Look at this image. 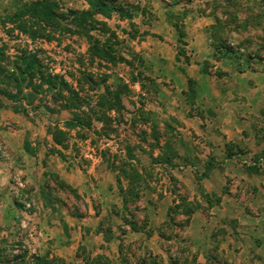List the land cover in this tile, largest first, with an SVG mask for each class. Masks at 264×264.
Returning <instances> with one entry per match:
<instances>
[{
	"label": "rangeland",
	"instance_id": "obj_1",
	"mask_svg": "<svg viewBox=\"0 0 264 264\" xmlns=\"http://www.w3.org/2000/svg\"><path fill=\"white\" fill-rule=\"evenodd\" d=\"M37 1L0 0V264H38L35 262L38 257L46 259L39 264H61L64 258L58 253L36 254L27 246V242L34 247L48 243L37 236L39 228L57 223L71 237L78 232V225L83 230L96 227V220L84 219L89 209L84 197L70 191L57 173L49 171L28 177L12 169L14 182L8 195L12 194L17 206H25L38 216L11 214L13 219H8L7 202L2 197L6 190L2 187L6 185L7 168L17 166L15 160L18 161L15 156L9 158L8 151H52V156L46 154L42 159L44 164L60 166L65 161L69 166L93 167L98 177L91 176V180L105 189L116 185L119 195L128 197L123 200L122 214L135 222L136 227L149 220V212L156 206L154 199L162 200L173 220L169 218L166 224L165 221L159 224L164 252H151L152 256L160 262L162 258V264H174L184 261L186 255L191 264H198L197 257L207 244L204 264H221L219 256L217 260L211 258L214 252L207 233L215 234L222 229V220L227 217L224 215L240 212V205L236 204L228 205L227 212L222 209L219 203L224 194L243 200L246 194L254 192V180L264 181V120L249 126L245 123L236 126L229 121L230 132L238 127L246 129L240 137L228 140L226 132L218 131L215 139L206 131L210 126L205 123L220 119L221 127L229 111L224 107L218 111L213 108L207 114L195 113L203 122L201 134L188 131L185 123L188 109L172 100L174 93L169 91L164 70H154L151 60L159 52L154 47L164 53L168 50L154 41L153 51L146 59L136 44L151 31L145 24H158L157 21L166 18L177 24L176 51L186 61V52L192 55L189 37L192 41L204 39L215 55L212 39L221 31L234 55L232 59H221L232 69L236 68L234 61L239 60L246 71L254 68L264 71V0H121L131 2L130 10L136 12L133 18L117 21L118 18L112 19L113 14L105 17L96 13L94 17L108 26L96 24L88 34L72 20L80 11L89 9L87 0H48L67 15L51 24L38 17ZM105 18H110V23ZM152 29L160 31L161 27ZM24 54L39 58L40 71L35 69L31 78L29 72L22 75L17 68ZM159 65L162 67L163 63ZM210 66L211 63L205 62V73L210 74ZM147 71L154 76L147 75ZM211 73L221 76L222 71ZM193 88L190 96L185 94L186 103L198 98ZM115 95H120L119 103ZM240 95L235 94V98H243ZM244 96L255 99L258 93L247 90ZM157 97L168 106L157 107ZM82 151L87 155L79 159ZM11 159L13 164L9 163ZM225 164L232 166L233 174L225 173ZM191 206L195 209L185 223V211ZM92 207L100 214L98 203L94 201ZM212 208L215 214L211 213ZM262 208L264 204L246 205L248 212H259ZM112 209L99 220L100 226L110 232L105 234L107 240L118 232L120 223ZM47 213L53 216L49 221L45 219ZM229 219L236 229L235 217ZM165 233L170 238H165ZM57 242L52 243L54 247ZM139 245L125 242V254L134 264L139 262L138 257L148 255L146 250L140 252ZM96 249V240L92 247L80 244L78 253L84 264L98 259L101 254Z\"/></svg>",
	"mask_w": 264,
	"mask_h": 264
},
{
	"label": "crops",
	"instance_id": "obj_2",
	"mask_svg": "<svg viewBox=\"0 0 264 264\" xmlns=\"http://www.w3.org/2000/svg\"><path fill=\"white\" fill-rule=\"evenodd\" d=\"M115 18H118L117 21L121 19L117 13H113L112 19ZM105 19L110 23V18ZM156 23L158 24H145L147 25L145 26L146 29L151 31L146 34L144 40L139 39V44H142L140 46L139 44H136V49L141 51L146 59L150 57V50L153 51V47L151 46L154 41H157L161 45L163 44L168 50L167 53H164L159 47H154L155 51L157 52L158 49L159 52L155 53V58H151V60L154 61V70H164L163 75L166 76L165 81L169 83V91L174 93L172 100L179 101V106H182L183 109H188V118L185 120L188 131L201 134L203 129L200 124L203 122L200 120V117L195 116V113H199L200 111L201 113L206 112L207 114L209 109L213 108L218 111L224 107L223 109L229 111L223 119L221 127L220 119L218 122L213 120V122L208 121L205 123L210 126L207 127L206 131L211 133L215 139L218 137V131L226 132V140H228L234 139V137H240V133L246 129L238 127L236 128V131L230 132L228 130L229 121L233 122L236 126L244 125L243 123H245L246 126H249L253 124V122L264 120V110H261V108L264 109V71L243 70L242 72H239L236 68L232 69L227 61L213 55L212 51L206 47V44H204V39H202V41L198 39L192 41L190 37L188 45L190 51H192V55H188L186 52L188 56L186 61L185 57L178 55L176 51V42L178 38L174 31V24L166 18H162L160 19V22L157 21ZM157 26L161 27L160 31L152 29ZM113 28L116 29V27ZM157 34H160L161 37ZM169 34L171 37H169ZM144 46L147 47V49H144ZM205 62L211 63V66L208 68L211 69V72H214L217 69L222 71L221 76L217 73H215V75L211 72L210 74L205 73ZM162 63L163 66L160 67L161 65L159 64ZM146 74L149 76L151 75L152 77L154 76L150 71H147ZM192 87H194L193 89H196L198 98L196 96V99H193L194 102L189 101L186 103L185 94L187 93L190 96V93H192ZM247 90L256 91L258 93V97L256 96V98L258 99H250L247 97L248 95L245 97L244 92ZM240 92H242L241 95ZM235 94H238L243 98L236 99ZM157 98L158 100L155 101L157 107L159 105L165 108L168 106L161 98ZM251 112H254L255 114H252ZM189 113H191L192 116H190ZM217 123H219L218 126L214 125ZM189 126H191L192 129ZM209 140L213 141L212 138H209ZM51 153L52 151H8L9 158L15 156L18 160H15L17 166H10L7 168L6 185L2 187L4 191L6 190L2 197H4V200H6L5 202H7L6 207L8 208L9 213L8 219H13V215L10 216L11 214H15V217H31L36 215V212L27 210L25 206H17V201L13 199L12 194L8 195L9 192L11 193L12 182H14V179H11V174L13 172L12 169L14 168L19 174L24 173L28 177L38 176L44 171H49L57 173L59 178L62 179L67 186L84 197L85 202L89 203V209L86 212L88 215L86 218L84 217V219L96 220V227H87L89 229L86 228L83 230L81 225H78V232L69 237L61 227H57V223L54 225H48L47 223V226H41L39 228L40 230L38 231L37 236H40V239L42 240L46 239L48 243H45L44 245L40 243L38 246L34 247L27 242V246L33 248V252L36 254L49 252L51 255L52 253H58L59 256L64 258V261L61 264H84L82 257L78 256V248L82 243L92 247L93 240H96V251H100V254L106 256V260L109 262L108 264H134L130 258L127 257L126 259L128 260L124 258L125 242H139L141 253L146 250L148 253L152 252L156 254L157 252L163 254L164 243L162 244V241H160L162 240V237L159 229V226L161 225L159 224L164 221L166 224L170 216L168 215L167 207H165L166 204L162 203V200L154 199L156 206L150 210L149 220L146 225L143 228L134 230L122 218L123 197L119 195L116 185H109L105 189V186H100L98 181L94 182V180H91V176L98 177V174L92 166V168L84 169L80 166H69L65 161L62 163L63 166H58L56 163L52 164L49 162L44 164L42 159L46 157V154L52 156L53 154ZM53 153H55V151H53ZM67 153L72 154L73 156V153H70V151H67L66 154ZM85 155H87V153L82 151L78 155L79 159H82ZM67 156L71 158V156ZM11 162H13V159L9 162L10 164H13ZM30 162L33 164L31 165ZM232 170V166L225 164V173L228 172L233 174L234 171ZM96 171L98 172L97 168ZM90 172L94 173L90 174ZM253 182L256 184L254 192L246 194L243 200L236 198L232 194H224L219 203L222 209L227 212L229 210L228 205L236 204L240 205L238 207L241 208L240 212L234 215L230 213L224 215L227 217L222 220V229L215 234L210 233V231L207 233V241L210 239L212 243L210 246L213 249L211 250L214 253H218L217 256L220 257L221 264H264V209L262 208L259 212H250V210L249 212L246 211V205L256 204L261 206V204H264V181L256 179V181L254 180ZM36 186H38V184H36ZM89 189H92L89 192L90 195L87 193ZM84 193H86V195H84ZM94 198H96V200ZM94 201L100 206V210L97 211L98 213L100 212V214H96L95 209L92 207ZM111 207L114 208L111 211L116 217H118V222L120 223L118 232L113 233V237L107 240L105 238L107 230H105L103 226H100L99 220L103 215L110 213ZM213 208L211 209V213L214 212L215 214L216 211H213ZM55 212L57 213V211ZM210 217H214V215ZM229 217H235V223L237 225L236 229L232 227L231 222L233 220L229 219ZM50 218L52 219L53 216H51L50 213H47L45 219L49 221ZM88 224L91 226L90 223ZM86 233L89 234L86 235ZM84 234L85 236L94 238L90 239L89 237L84 239ZM166 235L169 234L167 233ZM59 238H61V240H59ZM56 242L58 245L54 247L52 243ZM44 247L46 249H44ZM42 248L44 250H42ZM204 248L205 250L202 251L203 253L200 252L197 257L200 261L198 264H204L203 261L206 260V257L204 258V256H206L208 245L206 244ZM252 252L256 253L255 257ZM201 258L202 260H200Z\"/></svg>",
	"mask_w": 264,
	"mask_h": 264
},
{
	"label": "trees",
	"instance_id": "obj_3",
	"mask_svg": "<svg viewBox=\"0 0 264 264\" xmlns=\"http://www.w3.org/2000/svg\"><path fill=\"white\" fill-rule=\"evenodd\" d=\"M89 3V9H86L84 11H80L79 13H77L74 10V13H77L78 15H74L72 17V20H74V22L76 23V25L79 27V29L84 32L85 34H88V31L92 28H95L96 24H101V26H108L106 24L105 21H99L94 17V14L96 13H101L103 14L105 17H110L113 13H117L119 15L120 18H128V19H132L133 16L135 15V13H133V11H131V5H130V1L128 2H122L121 0H87ZM38 4V17L41 18V20H43L44 22H47L48 24L51 23H56V22H60L61 19H64L67 17L66 14H63L57 7L56 3H52L48 0H39L36 2ZM53 4V5H52ZM174 26L176 27L177 24L174 23ZM211 46L213 48H215V54L214 56L221 58V57H227V58H233V48L230 47L229 44H227L225 42V36L223 34V32H218L217 35H215V38L212 39V44ZM96 52L99 53L98 51V47H96ZM251 52H253V50H251L248 53V57L251 58ZM95 53V54H98ZM264 61V60H263ZM241 61L239 62V60L234 61V64L236 65V69L239 72H242L243 70H245L241 65H240ZM39 64V58L36 57L35 55H27L24 54V56L22 57V62L18 64V69H20V73L22 75H24V72L27 71L29 78H31L33 76V73L35 71V69L37 70V72L40 71L41 67H38ZM251 69H253V67H251ZM262 69V68H261ZM255 70V68L253 69ZM4 94V91H3ZM115 100L119 103L121 98L120 95H115ZM61 180V179H60ZM64 183V181H62ZM64 185L70 189V191L76 193V191L72 188H70L69 186H67L65 183ZM77 194V193H76ZM124 196L123 200H126L125 194H122V197ZM211 203V202H210ZM126 209V206L124 207ZM176 208L172 207L171 209L174 210ZM193 209H195L193 206H191L190 209H186L185 213L187 214V219L185 220V223L188 222L189 218L191 217L192 213H193ZM177 212V211H175ZM132 213H128V216H131ZM176 214V213H175ZM123 220L125 222H127L132 229L134 230H138L139 228H143L146 223H147V219L145 222L141 223L139 226H135V222H133L132 220L129 219V217H127L125 214L123 215ZM170 219L173 220V215L170 216ZM181 226H184L181 224ZM105 229V228H104ZM107 230V234L110 235V232L108 229ZM160 234L162 235V232L160 231ZM165 238H169V235H165ZM214 255L211 257L213 258V260H217L219 259L217 257L216 253H213ZM78 256H80V254L78 253ZM156 257V256H155ZM124 258H127V254L124 253ZM141 257H138L139 262L137 264H162V258H161V262L157 261L150 253H148L147 257H143L142 259H140ZM187 256L185 255L184 257V261L180 262V263H176L174 262V264H191L190 260L186 259ZM210 258V259H211ZM210 259L208 258V260L210 261ZM46 259L40 260V258H36L35 262L39 264L40 261H44L45 262ZM128 260V259H126ZM207 260V259H206ZM108 260H106V256L104 255H99L98 259H96V261H94L92 264H108ZM207 263V262H206ZM46 264V263H43ZM48 264V263H47Z\"/></svg>",
	"mask_w": 264,
	"mask_h": 264
}]
</instances>
